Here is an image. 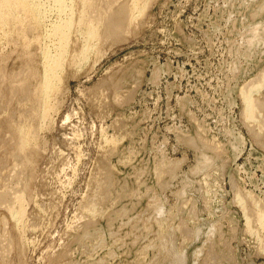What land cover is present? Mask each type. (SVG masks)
Here are the masks:
<instances>
[{"label":"rangeland","instance_id":"rangeland-1","mask_svg":"<svg viewBox=\"0 0 264 264\" xmlns=\"http://www.w3.org/2000/svg\"><path fill=\"white\" fill-rule=\"evenodd\" d=\"M15 2L0 264H264V0Z\"/></svg>","mask_w":264,"mask_h":264},{"label":"bare ground","instance_id":"bare-ground-1","mask_svg":"<svg viewBox=\"0 0 264 264\" xmlns=\"http://www.w3.org/2000/svg\"><path fill=\"white\" fill-rule=\"evenodd\" d=\"M4 1V0H3ZM9 1V0H8ZM17 1H19V0H17ZM16 1V2H17ZM21 1H25V3H24V5L26 4V6L27 7H29V9L32 11L33 10V12L36 14V16L38 15L39 16V22L38 23H42L43 21L41 20L42 18H44V17H42V15L44 14V13H42V15H41V8H42V6H41V8H40V3H39V0H21ZM42 1V0H41ZM44 1V0H43ZM52 1V0H51ZM5 2H7V1H5ZM12 2H15L14 0H12ZM15 2V3H16ZM56 2V3H55ZM65 0H54V3L55 4H57V6L58 7H56V9H58L59 7L61 8V7H63L64 5H65ZM66 2H67V0H66ZM8 3V2H7ZM10 4V3H9ZM11 6L10 7H12V4H10ZM16 5V4H15ZM54 5V4H53ZM19 6H21V3H20V5ZM18 6V7H19ZM25 6V7H26ZM55 6V5H54ZM53 6V7H54ZM67 6V5H66ZM65 7V6H64ZM63 7V8H64ZM49 8V7H48ZM55 9V10H56ZM47 10V9H46ZM62 10V9H61ZM42 11H43V8H42ZM58 11H60V10H56V12H58ZM68 11V10H67ZM53 12V11H52ZM57 14V13H56ZM64 14V13H63ZM48 15V14H47ZM58 15H60V14H58ZM69 15V14H68ZM44 16V15H43ZM68 18V17H67ZM35 19H37V17L35 18ZM64 19V18H63ZM47 20V19H46ZM58 20V19H57ZM57 20H55L56 22H57ZM66 20V19H65ZM71 19L69 18V21H70ZM71 22V21H70ZM49 24V23H48ZM54 24V23H53ZM70 26V24H69V22H67V21H60L59 22V20H58V23L56 24H54L52 27L50 26V31L48 32L49 33V38H52V39H54L55 41H57L56 43H55V49H56V52H57V54H54V55H49V53H46L45 54V52L46 51H44L43 53L45 54L44 55V67H45V69H46V71H47V75L44 77V82H45V84L44 83H42V86H43V84H44V90L46 91V90H48L49 88H51L50 87V85H51V81L52 80H54V78H56L55 76V71H54V69L55 70H57L59 67H61L60 66V62H59V59H61V58H59V56H60V53L62 54L63 52H62V50L64 51V49H63V47L65 46L64 44H65V41H66V36H67V28ZM92 32V31H91ZM94 33V32H93ZM88 34V36H91L92 34H90L89 35V33H87ZM52 45V44H51ZM93 46V45H92ZM52 47H54V44L52 45ZM82 48V47H81ZM47 49V48H46ZM49 50V49H48ZM84 50V49H83ZM52 51H54V50H52ZM47 52H49V51H47ZM84 52V51H83ZM87 53V52H86ZM61 61V60H60ZM44 67H43V69H44ZM60 69V68H59ZM46 71H44V73H46ZM57 72V71H56ZM42 81V82H43ZM53 83V82H52ZM52 86V85H51ZM43 88V87H42ZM43 91V90H42ZM44 92V91H43ZM247 94V93H246ZM45 95V94H44ZM49 95V94H48ZM248 96V95H247ZM46 97V96H45ZM245 99V102L247 101V99L246 98H244ZM249 100H250V98H249ZM251 105H252V103H251V101H247L246 102V107L245 108H247L246 110V113H247V116L249 117L250 116V113H251ZM23 135V134H22ZM27 135V134H26ZM21 136V135H20ZM21 140V139H20ZM26 141V140H25ZM24 145H25V143H24ZM1 194V193H0ZM16 199V198H15ZM21 210V209H20ZM13 211V210H12Z\"/></svg>","mask_w":264,"mask_h":264}]
</instances>
